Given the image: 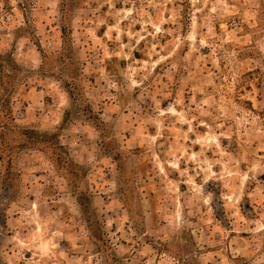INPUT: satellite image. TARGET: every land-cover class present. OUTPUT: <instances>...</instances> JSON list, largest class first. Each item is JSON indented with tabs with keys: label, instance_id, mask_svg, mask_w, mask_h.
<instances>
[{
	"label": "rangeland",
	"instance_id": "rangeland-1",
	"mask_svg": "<svg viewBox=\"0 0 264 264\" xmlns=\"http://www.w3.org/2000/svg\"><path fill=\"white\" fill-rule=\"evenodd\" d=\"M38 1L0 31V264H264V0Z\"/></svg>",
	"mask_w": 264,
	"mask_h": 264
},
{
	"label": "built area",
	"instance_id": "built-area-1",
	"mask_svg": "<svg viewBox=\"0 0 264 264\" xmlns=\"http://www.w3.org/2000/svg\"><path fill=\"white\" fill-rule=\"evenodd\" d=\"M18 7L10 0H0V31H9L19 19L25 21V16L37 12L40 5L38 0H30L26 3L21 2V6ZM234 25L237 26L238 23L234 22ZM47 44L52 45V42Z\"/></svg>",
	"mask_w": 264,
	"mask_h": 264
},
{
	"label": "trees",
	"instance_id": "trees-1",
	"mask_svg": "<svg viewBox=\"0 0 264 264\" xmlns=\"http://www.w3.org/2000/svg\"><path fill=\"white\" fill-rule=\"evenodd\" d=\"M2 119H4V118H2ZM2 127H4V125H1V121H0V135L1 136L3 135V128Z\"/></svg>",
	"mask_w": 264,
	"mask_h": 264
}]
</instances>
